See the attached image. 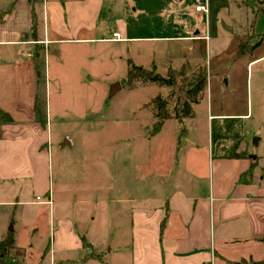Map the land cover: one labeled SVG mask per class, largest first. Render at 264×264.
<instances>
[{
  "label": "crops",
  "instance_id": "crops-1",
  "mask_svg": "<svg viewBox=\"0 0 264 264\" xmlns=\"http://www.w3.org/2000/svg\"><path fill=\"white\" fill-rule=\"evenodd\" d=\"M102 5L103 0H0V204L13 203L6 213L0 208V240L11 236L7 250L17 259H30V252L35 253L33 258H41L31 264H231L229 261L241 258L264 257L253 254L257 248H264V152H251L243 132L237 145L227 151L221 145L214 149L207 139L206 149L192 147L183 158L176 150L165 154L166 161L160 155L157 164H150L171 167H161L163 177L157 185L162 189L151 185L141 196L119 186L116 190L124 189L121 195L113 196L110 191L112 195L103 199L101 188L92 183L84 189L97 198L85 200L79 198L84 190L79 184L71 189L63 174L55 180L52 177L54 144L37 88L42 77L46 80L50 60L61 61L63 52L72 51L79 61L83 58L81 62H91L90 45L99 41L163 38L184 41L188 49L189 44L194 47L206 38L197 30L141 36L133 34L121 19L120 28L114 20V27L104 35ZM31 12L36 18V38L31 36ZM259 14L263 15L264 10ZM255 16L245 21L252 24L253 32H262L264 28L254 30ZM114 30L119 31L121 40L108 39ZM239 42L238 37V57L262 45L264 38L259 45L243 51L239 50ZM160 45V53L154 55L149 47L147 61L138 63L149 66L166 61L175 68L188 58L187 50L179 48V43H175L174 50ZM136 51L144 56L138 47ZM259 58L264 59V51L245 59L246 70ZM44 88L45 93L50 91L46 81ZM256 99L264 103L259 92ZM200 113L206 119L218 120L248 114L237 106L230 113L208 107ZM191 114L196 113L192 110ZM255 121L253 127L264 125V114L259 112ZM252 133L258 135L253 142L263 140L261 130L253 129ZM67 144L70 141L65 136L54 146L59 153ZM201 155L204 160L199 166L196 157ZM144 159L143 163L148 164L149 158ZM182 159L186 161L180 162ZM246 170L249 175H245ZM55 187L60 194L55 193ZM29 202L41 206L30 211L17 207ZM89 205L96 206V211H87ZM38 216L47 217L49 226L42 236L34 225ZM23 230L27 233L25 239Z\"/></svg>",
  "mask_w": 264,
  "mask_h": 264
},
{
  "label": "rangeland",
  "instance_id": "rangeland-1",
  "mask_svg": "<svg viewBox=\"0 0 264 264\" xmlns=\"http://www.w3.org/2000/svg\"><path fill=\"white\" fill-rule=\"evenodd\" d=\"M196 4H205L207 10L196 9ZM263 10L264 0H103L101 19L104 20L105 28L101 34H109L114 27V20L120 28L119 19L133 29V34L141 36L197 30L199 34H205L206 38L198 41L200 44L194 47L189 44L188 49L184 41L163 38L99 41L90 45L91 62H81L83 58L79 61L72 51L63 52L61 61L56 58L50 60L49 67L46 66V80L42 77L37 87L38 102L43 115L46 111L52 143L56 145L65 136L70 141L69 145L59 149V153L58 148L52 146L54 180L58 174H63L71 189L77 187L73 184H79L78 187L84 189L93 183L102 189L103 199L112 194L121 195L124 189L116 190L119 186L133 190L135 196H141L143 191L148 192V186L150 189L151 185L158 186L161 183V167L164 170L171 168L169 165L166 168L156 165L160 155L162 161H166L167 152L169 154L176 150V154L183 158L192 147L206 149L207 139L214 149L221 145L227 151L237 145L241 132L245 133L251 152H264V137L260 143H256L253 137L258 135L252 133L253 129L264 133V125L252 126L256 122V115L259 112L264 114V103L256 99L258 92L264 96V59H254L247 70L244 67L245 59L264 51V43L244 56L238 57L235 52L238 37L241 42L255 38L252 24H248L245 18L251 20L257 14L254 30L261 31L264 28V14H259ZM175 43L187 50L188 55L184 67L175 65V85H157L139 80L127 84V58L131 57L136 64L145 63L149 47L156 55L162 50L160 44L174 50ZM136 47L144 56H138ZM167 64L166 61L156 64L155 70L165 73ZM40 65L43 72L44 61ZM199 66L205 77L204 86L196 96L198 100L192 104L196 114L184 116L179 121L169 118L171 121L168 119L158 134L148 137V129L155 118L150 98L157 93L169 96V107H172L180 101L176 99L181 94L178 85L193 77ZM45 81L50 88L46 93ZM115 82L119 85L111 92V84ZM236 106L248 113L247 116H223L218 120L206 119L200 113L206 107L230 113ZM146 157L149 158L148 164L143 163ZM196 160L200 166L203 155L196 157ZM151 162L156 164L151 166ZM114 186L116 188L112 190ZM54 189L55 193L60 194L56 187ZM82 191L79 198H97V195H88L89 191L85 189ZM12 204L6 202L0 204V208L6 213L8 209L11 210ZM73 205L76 210L79 208L77 203ZM39 206L29 202L17 207L30 211ZM86 208L87 211H96L93 205ZM34 225L41 236L48 233L47 217L45 220L38 216ZM26 234V230H23L22 239H25L24 236L27 238ZM263 250L257 248L254 256L264 254ZM34 254L29 253L30 259H17L14 252L6 250L4 256L0 255V264H31L41 259L33 258Z\"/></svg>",
  "mask_w": 264,
  "mask_h": 264
},
{
  "label": "trees",
  "instance_id": "trees-1",
  "mask_svg": "<svg viewBox=\"0 0 264 264\" xmlns=\"http://www.w3.org/2000/svg\"><path fill=\"white\" fill-rule=\"evenodd\" d=\"M31 14V36L32 38H36V18L33 12H31ZM254 37L255 38L252 41L239 42V50H249L259 45L264 38V30L262 32H256ZM202 52L204 53V49H202ZM127 63L128 66L126 69L127 72L125 81L128 85H131L136 80L142 82H153L157 85H175V74L177 73V69H175L176 67L174 68L170 65H167L166 72L162 73L155 70L154 63H151L149 66L145 67L134 63L131 59H128ZM184 64L185 62H183L179 67H184ZM204 77L205 76L201 72V68L199 66L193 77L188 78L184 84H177L181 94H178L176 99L180 101H177L178 103L174 104L172 107H169V96L165 97L160 95V93H157L150 98V104H152L154 109L153 115L155 118L151 122L147 135L150 136L157 133L167 118H175L180 120L184 116H191L192 104L198 100L196 96L204 86ZM2 113L5 114L4 112ZM5 116L7 115L5 114ZM245 172V175L250 174L249 170H246ZM261 239L264 240V237H261ZM11 243L12 239L10 235H7L2 238V240H0V255H5V251L11 245ZM229 262L231 264H264V257L256 260L248 259L247 261H245V258H241L240 260Z\"/></svg>",
  "mask_w": 264,
  "mask_h": 264
},
{
  "label": "built area",
  "instance_id": "built-area-1",
  "mask_svg": "<svg viewBox=\"0 0 264 264\" xmlns=\"http://www.w3.org/2000/svg\"><path fill=\"white\" fill-rule=\"evenodd\" d=\"M195 8L198 9V10H207L205 4H196L195 5ZM109 40H121L122 37L121 35L119 34V31L117 30H114L112 33H111V36L108 38ZM38 197V196H37ZM47 201H50L49 198H47ZM212 264V263H211Z\"/></svg>",
  "mask_w": 264,
  "mask_h": 264
},
{
  "label": "water",
  "instance_id": "water-1",
  "mask_svg": "<svg viewBox=\"0 0 264 264\" xmlns=\"http://www.w3.org/2000/svg\"><path fill=\"white\" fill-rule=\"evenodd\" d=\"M119 85V83H117V82H115V83H113L111 86H112V88H111V92H113L114 91V89L117 87ZM256 137L254 136L253 137V140L255 139ZM66 142H67V140H66Z\"/></svg>",
  "mask_w": 264,
  "mask_h": 264
}]
</instances>
